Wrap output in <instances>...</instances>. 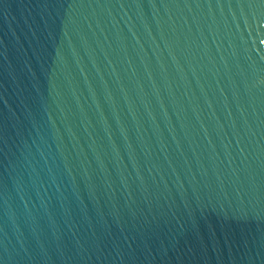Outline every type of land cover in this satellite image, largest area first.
<instances>
[{
  "label": "water",
  "instance_id": "obj_1",
  "mask_svg": "<svg viewBox=\"0 0 264 264\" xmlns=\"http://www.w3.org/2000/svg\"><path fill=\"white\" fill-rule=\"evenodd\" d=\"M0 264H264V0H0Z\"/></svg>",
  "mask_w": 264,
  "mask_h": 264
}]
</instances>
